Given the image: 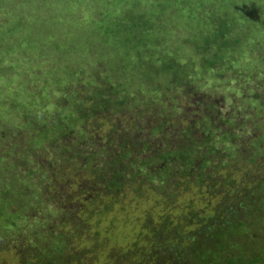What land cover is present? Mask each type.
<instances>
[{"label":"trees","instance_id":"16d2710c","mask_svg":"<svg viewBox=\"0 0 264 264\" xmlns=\"http://www.w3.org/2000/svg\"><path fill=\"white\" fill-rule=\"evenodd\" d=\"M114 1H109V10L115 7ZM131 3L126 9L130 14L122 21L123 15L119 19L105 15L108 10L101 16L109 20L111 39H122L127 54H135L144 70L141 66L126 74L117 68L92 84L83 83L80 90L58 89L47 120L24 114L30 122L27 125L35 126L33 140L25 149L37 152L45 144L43 152L37 153L42 158L41 176L47 177V199L65 203L68 211L69 201L82 195L79 199L85 196L86 203L97 202L105 211L124 197L127 189L134 199L146 200L152 193L156 205L171 208L183 193H191L193 198L181 201L178 217L147 209L136 237L111 247L102 264H264V132L248 131L250 122L257 126L250 120V112H264V90L258 98L248 99L243 109L247 116L239 117V109L232 108L219 117L223 126L215 122L214 104H207L204 111L194 110L195 115L190 116L177 105V99L186 93L185 85L194 78L189 63L184 67L186 62L180 63L176 52H170V59L162 62L164 68L159 67L160 56L143 59L149 46L159 42L157 32L166 35L173 31L169 28L172 24H153V17L159 18L167 6H173L172 1ZM157 4L162 5L161 10L149 12L147 6ZM213 4H207L213 9L204 14L206 27L188 31L190 38L184 41H194L191 37L197 34L198 44L192 50L207 70L221 67L228 53L244 54L237 45L240 37H232L238 22L244 25L245 36L255 35L257 42L264 44V5L256 22L254 18L244 20L243 13L235 20L220 17ZM182 46L176 45L174 51ZM167 69L171 71L166 74ZM75 73L74 69L70 75ZM158 78L163 80L158 82ZM143 82L150 86L149 94L138 87ZM178 86L184 89L170 95L169 90ZM160 88H166L167 99L161 97ZM157 92L160 99L154 97ZM51 188H61L63 193ZM77 231L92 239L98 233L82 227ZM63 235L56 233L51 236L52 243L42 247L31 243L20 252V264L100 262L95 244L74 246L69 238L59 241ZM31 249L33 255L28 253Z\"/></svg>","mask_w":264,"mask_h":264},{"label":"rangeland","instance_id":"374dc122","mask_svg":"<svg viewBox=\"0 0 264 264\" xmlns=\"http://www.w3.org/2000/svg\"><path fill=\"white\" fill-rule=\"evenodd\" d=\"M109 1L0 0V264H20V252L33 242L40 247L52 243L51 236L56 233L64 234L59 241L66 237L74 246L95 244L100 261L97 264H102L111 247L125 245L136 237L147 209L151 207L155 213L164 211L178 217L181 201L194 197L191 193H183L171 208L156 205L152 193L149 199H134L127 189L126 195L110 210H102L97 202L88 204L85 196L79 199L82 195H78L69 201L67 211L65 203L57 204L47 199V177L43 179L41 176L39 165L42 158L38 154L43 152L45 144L37 149L38 153L34 149L29 152L25 149L33 140L35 126L34 123L27 125L29 120L24 114L29 113L38 121L47 120L58 89L80 90L83 83L96 82L108 70L122 68L129 74L142 66L136 62L135 54H127L122 39H111L109 20L101 16L105 13L103 10H108L105 15H114L116 19L123 15L122 21L126 14H130L126 9L133 0L114 1L112 11L107 8L111 5ZM171 1L173 6H167L159 18L153 17V24L165 27L172 24L169 28L173 31L165 35L152 30L157 32L160 40L149 46L144 61L160 56L159 67L164 68L162 62L170 59V52H176L179 62H186L184 67L189 63L194 78L185 85L186 93L177 99V105L185 108L190 116L195 115L194 110L204 111L202 109L207 104L215 105L213 114L218 123L219 117L232 108L239 109V117L247 116L243 109L249 104L248 99L258 98L257 95H262L264 90V44L257 42L259 37L245 36L244 25L238 22L232 37H240L237 45L244 54L228 53L223 65L214 70L202 68L203 59L194 52L198 44L197 34L191 37L194 41L187 44L184 41L190 38L188 31L206 27L204 14L213 9L207 4L214 2L213 7L217 5L214 8L218 9L220 17L224 15L235 20L243 13L244 20L254 18L257 22L261 18L259 14L262 16L264 3L261 4V0ZM161 8L162 5L158 4L147 6L149 12ZM111 26L110 29L115 30ZM251 42L256 44L255 47L249 45ZM176 45L183 46L174 51ZM74 69L77 73L71 76ZM141 69L144 70V65ZM171 69L162 72L167 74ZM150 73H154L153 66ZM65 74L68 75L63 77ZM162 80L157 79L158 82ZM141 85L138 87L149 94L150 86L145 82ZM165 89L160 88L159 93L167 99ZM181 89L184 86L172 87L169 94L176 95ZM159 93L154 97L160 99ZM28 104L30 107L27 108ZM257 111L258 114L250 112V120H254L257 126L250 122L248 131L253 130L254 134L264 132V112ZM262 139L264 142V136ZM51 190L63 193L61 188ZM61 217L67 220H60ZM78 227L98 231L96 238L78 232ZM28 253L33 255V250Z\"/></svg>","mask_w":264,"mask_h":264}]
</instances>
